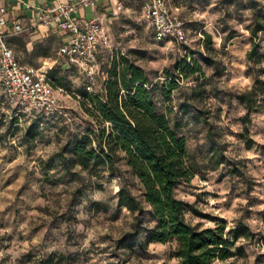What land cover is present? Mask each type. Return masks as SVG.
<instances>
[{"label":"rangeland","instance_id":"1","mask_svg":"<svg viewBox=\"0 0 264 264\" xmlns=\"http://www.w3.org/2000/svg\"><path fill=\"white\" fill-rule=\"evenodd\" d=\"M166 1L181 15L187 41L155 38L142 2L136 16L113 25L103 66L119 57L141 66L154 85L158 109L180 122L193 175L176 194L202 212L188 211L186 219L200 228L224 222L229 236L233 228L244 229L233 239L235 254L213 264H264V108L251 114L248 147L246 109L236 97L255 85L257 75L264 78V57L255 63L247 59L250 29L256 17L264 18V0ZM257 40L264 53V32ZM15 51L37 67L58 59L52 67L66 78L59 94L66 114L30 117L11 104L0 84V264H35L48 256H63L56 264H178L175 239L143 244L155 223L149 208L136 225L135 215L118 206L121 184L142 192L124 160L115 174L97 176L76 164L66 169L56 155L95 124L79 72L61 69L58 41L50 37L31 52L23 46ZM184 58H196L201 71L188 69L177 77ZM167 74L179 84L169 98L161 91ZM101 87L99 79L94 91ZM216 147L224 156L217 167Z\"/></svg>","mask_w":264,"mask_h":264},{"label":"trees","instance_id":"2","mask_svg":"<svg viewBox=\"0 0 264 264\" xmlns=\"http://www.w3.org/2000/svg\"><path fill=\"white\" fill-rule=\"evenodd\" d=\"M184 27L187 33L185 23ZM250 31L251 48L247 52V59L255 63L264 57L257 40L259 34L264 32V18L256 17ZM206 35L208 46H211V36L209 33ZM106 49L99 50L101 68L107 72L106 78L102 79L100 92H90L83 84L84 96L88 101L86 110L94 117L95 124L56 153L61 164L66 169L76 164L99 176L104 171L109 175L115 174L118 161L124 160L141 183L142 192L137 195L126 184H121L117 191V204L135 215L136 225L142 222L147 208L151 211L155 223L148 229L144 245L175 239L176 246L172 254L178 264H213L215 260L232 257L235 254L233 239L244 229L233 228L229 236L224 222H218L214 227H198L186 219V213L191 211L202 215V212L193 202L176 194L177 187L193 175L188 162L187 139L178 131L180 122L173 123L165 112L158 109L154 85L141 66L119 57L113 58L108 68H105L101 55ZM179 67L177 77L188 69L192 72L201 71V64L196 58L191 62L184 58ZM61 69L78 72L75 66L65 67L61 64ZM57 73L58 69H48L53 87L61 88L63 92L66 78ZM167 77L161 91L169 98L171 91L178 88L179 84L170 74ZM236 97L245 105L243 135L250 147L253 143L250 137L251 114L264 108V78L257 75L255 85L238 92ZM55 113L60 112L38 115L37 118ZM209 133L214 136L211 130ZM69 145L71 157L67 156ZM218 145L216 141L215 146ZM217 147L215 167L224 162V156H221ZM63 259V256H48L35 264H56Z\"/></svg>","mask_w":264,"mask_h":264},{"label":"built area","instance_id":"3","mask_svg":"<svg viewBox=\"0 0 264 264\" xmlns=\"http://www.w3.org/2000/svg\"><path fill=\"white\" fill-rule=\"evenodd\" d=\"M96 0H55L38 6L39 22L52 26L68 36L60 49L70 66L78 70L86 89L94 91L99 78L107 72L101 68L99 50L111 46V37L101 18L82 19L78 11L85 6H95ZM123 3L117 2L121 11ZM143 15L152 25L155 38L187 41L184 22L166 0H144ZM7 7L0 5V84L8 100L19 112L30 117L52 112L64 113L59 94L62 89L52 85L48 67H35L20 62L8 43V37L23 30L22 22L15 18L10 23ZM12 24V26H11Z\"/></svg>","mask_w":264,"mask_h":264},{"label":"crops","instance_id":"4","mask_svg":"<svg viewBox=\"0 0 264 264\" xmlns=\"http://www.w3.org/2000/svg\"><path fill=\"white\" fill-rule=\"evenodd\" d=\"M54 1L55 0H0V5H4L8 9L6 16L9 18L10 23H12L13 19L19 18L23 25V30L21 32L14 33L8 37V43L13 49L16 57L17 53L15 50H17L19 46H23L26 51L31 52L36 46L40 47L42 43L47 42L49 38L52 37L59 43L61 64L65 67L70 66L66 61L65 56L60 52L61 46L67 42L68 36L52 26L39 22L38 6ZM118 1H121L124 5L121 11H117L116 9ZM143 1L144 0H96L95 6H85L80 8L77 15L82 19L94 17L101 18L105 22L111 37V29L113 25L119 23L121 17L136 16L138 12L136 9L137 4H142ZM17 59L22 63L31 64L30 62L21 61L18 57ZM57 61L58 59L53 62L45 61L44 66L50 64L48 68H52Z\"/></svg>","mask_w":264,"mask_h":264}]
</instances>
